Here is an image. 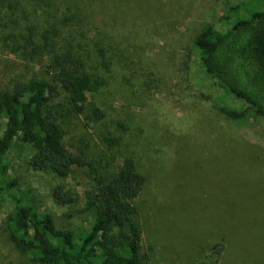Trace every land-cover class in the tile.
Here are the masks:
<instances>
[{
    "label": "rangeland",
    "instance_id": "1",
    "mask_svg": "<svg viewBox=\"0 0 264 264\" xmlns=\"http://www.w3.org/2000/svg\"><path fill=\"white\" fill-rule=\"evenodd\" d=\"M153 3L155 20L139 21L148 35H138L133 24L126 30L137 37L130 49L140 60L128 69L113 65L108 85L93 95L105 118L86 124L81 117L64 116L65 142L89 149L103 172L116 169L125 156L135 157L146 176L133 202L148 258L143 264H264V117L216 86L193 47L194 36L207 24L230 28L264 9V0ZM8 55L0 49V87L11 77L37 75ZM65 104L63 94L55 95L48 107L56 111ZM223 105L246 114L233 120ZM2 124L0 117V132ZM111 135L120 138L118 149L110 144ZM33 151L30 146L9 151L7 178L16 181L12 193L51 215L57 229L84 227L90 216L87 195L96 188L93 172L75 167L63 178L35 170L29 163ZM58 185L72 188L77 202L58 203L53 196ZM13 210L9 196L0 199V264H42L8 235Z\"/></svg>",
    "mask_w": 264,
    "mask_h": 264
},
{
    "label": "trees",
    "instance_id": "2",
    "mask_svg": "<svg viewBox=\"0 0 264 264\" xmlns=\"http://www.w3.org/2000/svg\"><path fill=\"white\" fill-rule=\"evenodd\" d=\"M165 1L0 0V49L37 72L29 79H6L0 87V199L9 196L14 203L8 235L32 261L143 264L148 259L133 203L146 176L135 157L125 156L116 169L103 172L89 149L67 146L60 121L66 115L81 117L86 124L105 118L93 95L108 85L113 65L128 69L141 57L130 49L137 37L126 30L133 24L138 35H148L139 21H154L158 7L153 2L166 5ZM193 47L203 73L216 86L264 117V9L253 10L224 30L207 24L194 36ZM62 94L65 105L56 111L48 107ZM222 110L233 120L246 114L230 105ZM109 141L121 146L115 135ZM25 146L34 150L29 163L35 170L63 178L75 167L93 172L96 188L87 195L90 216L84 227L57 229L51 215L12 193L16 181L7 178V156L13 147ZM53 196L62 205L78 200V194L64 185H58ZM222 248L216 245V252L221 254Z\"/></svg>",
    "mask_w": 264,
    "mask_h": 264
}]
</instances>
